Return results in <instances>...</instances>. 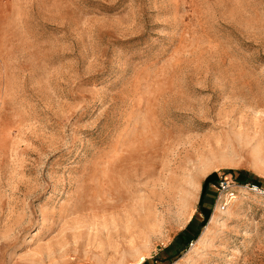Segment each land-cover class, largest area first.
Masks as SVG:
<instances>
[{
	"label": "rangeland",
	"instance_id": "obj_1",
	"mask_svg": "<svg viewBox=\"0 0 264 264\" xmlns=\"http://www.w3.org/2000/svg\"><path fill=\"white\" fill-rule=\"evenodd\" d=\"M146 259L264 264V0H0V264Z\"/></svg>",
	"mask_w": 264,
	"mask_h": 264
},
{
	"label": "trees",
	"instance_id": "obj_2",
	"mask_svg": "<svg viewBox=\"0 0 264 264\" xmlns=\"http://www.w3.org/2000/svg\"><path fill=\"white\" fill-rule=\"evenodd\" d=\"M217 176H218L217 171H213L206 176L203 182V188L199 201V208L201 212L205 207H207L208 203L213 204L215 201L216 194L211 189L210 183L215 181L217 179ZM238 178L239 181L242 183L250 182L256 185H260L262 183V180L259 177H257L252 172L246 169L239 170ZM204 224H205V219L203 218L199 220L197 214H195L190 220V222L187 224V226L178 233L176 237L177 243L182 244V248L185 249L192 240L196 239L199 236ZM172 244L166 246L165 248L166 249L170 248ZM145 263L149 264V260L146 259Z\"/></svg>",
	"mask_w": 264,
	"mask_h": 264
},
{
	"label": "built area",
	"instance_id": "obj_3",
	"mask_svg": "<svg viewBox=\"0 0 264 264\" xmlns=\"http://www.w3.org/2000/svg\"><path fill=\"white\" fill-rule=\"evenodd\" d=\"M232 174V173H231ZM230 173H222L220 177L212 183L216 191L214 206H222L226 207L228 203H230L234 198L238 196L239 189L242 187V184L238 183L235 180L234 175ZM244 186H249L248 184H244ZM254 187H256L254 185Z\"/></svg>",
	"mask_w": 264,
	"mask_h": 264
},
{
	"label": "bare ground",
	"instance_id": "obj_4",
	"mask_svg": "<svg viewBox=\"0 0 264 264\" xmlns=\"http://www.w3.org/2000/svg\"><path fill=\"white\" fill-rule=\"evenodd\" d=\"M214 219H213V217H212V220H211V222L213 221Z\"/></svg>",
	"mask_w": 264,
	"mask_h": 264
}]
</instances>
